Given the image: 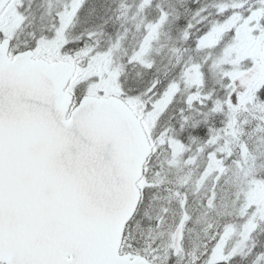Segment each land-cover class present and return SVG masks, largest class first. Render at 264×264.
Masks as SVG:
<instances>
[{
    "label": "snow or ice",
    "instance_id": "snow-or-ice-1",
    "mask_svg": "<svg viewBox=\"0 0 264 264\" xmlns=\"http://www.w3.org/2000/svg\"><path fill=\"white\" fill-rule=\"evenodd\" d=\"M0 264H264V0H0Z\"/></svg>",
    "mask_w": 264,
    "mask_h": 264
},
{
    "label": "flooded vegetation",
    "instance_id": "flooded-vegetation-1",
    "mask_svg": "<svg viewBox=\"0 0 264 264\" xmlns=\"http://www.w3.org/2000/svg\"><path fill=\"white\" fill-rule=\"evenodd\" d=\"M190 239L194 241L196 239V233H192Z\"/></svg>",
    "mask_w": 264,
    "mask_h": 264
},
{
    "label": "trees",
    "instance_id": "trees-1",
    "mask_svg": "<svg viewBox=\"0 0 264 264\" xmlns=\"http://www.w3.org/2000/svg\"><path fill=\"white\" fill-rule=\"evenodd\" d=\"M132 1L134 2V0H128L126 6L128 7L131 4Z\"/></svg>",
    "mask_w": 264,
    "mask_h": 264
}]
</instances>
